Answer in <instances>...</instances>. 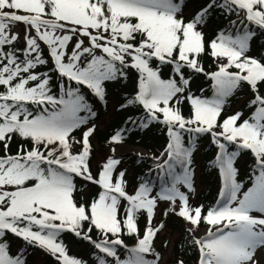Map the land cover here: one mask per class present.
I'll list each match as a JSON object with an SVG mask.
<instances>
[{
  "label": "snow or ice",
  "instance_id": "obj_1",
  "mask_svg": "<svg viewBox=\"0 0 264 264\" xmlns=\"http://www.w3.org/2000/svg\"><path fill=\"white\" fill-rule=\"evenodd\" d=\"M188 9L189 0H0V264H29L33 248L56 264H88L69 254L65 233L92 246V264H162L156 241L169 216L184 222L181 243L197 264H264V53L250 55L264 37V0ZM214 17L226 22L209 38ZM133 73L136 91L118 110L142 112L106 138L94 172V102L106 106L108 84ZM199 76L211 95L192 90ZM245 88L244 107L228 114ZM154 126L166 137L151 157L159 184L145 176L130 189L127 140ZM201 137L221 179L209 206L191 202ZM79 181L97 189L87 201L76 195ZM161 203L165 219L155 222Z\"/></svg>",
  "mask_w": 264,
  "mask_h": 264
},
{
  "label": "trees",
  "instance_id": "obj_2",
  "mask_svg": "<svg viewBox=\"0 0 264 264\" xmlns=\"http://www.w3.org/2000/svg\"><path fill=\"white\" fill-rule=\"evenodd\" d=\"M202 0H189L188 15L194 12ZM226 21L221 17L219 19L213 18L205 31L209 38H211L218 27L223 26ZM264 53V37H261L254 43L250 55L259 56ZM205 63L210 67V61L205 58ZM167 69L162 70V76L167 78ZM211 82L202 76L195 77L192 80V90L199 94L200 89H205L204 95H211L209 84ZM136 91L135 74L133 78L126 82H114L108 84V96L107 105H103L98 102H94V106L97 110V119L95 121L97 125L96 134L92 140L94 146V154L91 162L92 169L95 172L97 162L102 160L107 155V145L105 143L106 138L113 132L114 129L125 126L127 117L134 116L138 117L142 112V109L133 107L130 109L118 110V106L125 101V98L134 94ZM250 93L247 88L243 91L238 92L235 96L231 97L229 104L226 106V112L231 114L235 110L242 109L245 102L248 100ZM187 112V108H185ZM78 135V134H77ZM127 144L131 146H138L145 150L143 153V159L137 157L135 151H127L124 153L122 159V167L127 168V179L129 182V188L131 189L139 179L148 176L153 184L158 185L157 173L152 171L155 167L152 156L159 155L166 144V137L164 133L156 126L152 127L147 131H134ZM215 155L214 148L210 147V140L206 137H201L197 143V149L193 155L194 168H195V188L196 192L191 196V202L193 204L203 203L206 206L214 205L218 199V190L220 185V177L218 171L211 166V160ZM239 167L241 169V177L247 186H250L248 180V170L250 168L249 158L244 157L239 161ZM78 192L76 195L82 197L84 200H88L94 196L97 189L88 184L85 187L83 181L78 182ZM158 190V189H157ZM167 207L166 204L161 203L155 222H159L163 219V211ZM166 229L159 235L156 241V247L163 253L162 264H175L177 258H182L185 264H197V253L189 247L188 244L181 243L185 240L184 233V222L175 216H169L166 220ZM144 219L141 218L140 226L143 228ZM63 242L65 243L69 254L76 258H81L88 261V264H92L96 260V255L92 250V246L84 240L75 237L71 233H65L62 236ZM166 240H170L168 248L161 247L162 243ZM133 241L128 240L131 244ZM17 243H20L17 241ZM29 264H56L54 259L46 254L44 251L33 248L29 250ZM166 257V258H164Z\"/></svg>",
  "mask_w": 264,
  "mask_h": 264
},
{
  "label": "rangeland",
  "instance_id": "obj_3",
  "mask_svg": "<svg viewBox=\"0 0 264 264\" xmlns=\"http://www.w3.org/2000/svg\"><path fill=\"white\" fill-rule=\"evenodd\" d=\"M18 31H20L21 33H22V31H23V28H22V26H21V28H19V29H17ZM127 151H135V152H139V153H144L145 152V150L143 149V148H141V147H138V146H131V145H128L127 144V146H126V150H125V152H127ZM124 152V153H125ZM164 258H166V257H164Z\"/></svg>",
  "mask_w": 264,
  "mask_h": 264
}]
</instances>
